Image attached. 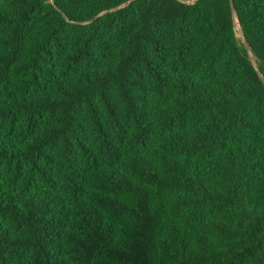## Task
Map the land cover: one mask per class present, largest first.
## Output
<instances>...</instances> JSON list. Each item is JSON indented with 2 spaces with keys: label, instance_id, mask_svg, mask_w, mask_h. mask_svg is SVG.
I'll use <instances>...</instances> for the list:
<instances>
[{
  "label": "trees",
  "instance_id": "trees-1",
  "mask_svg": "<svg viewBox=\"0 0 264 264\" xmlns=\"http://www.w3.org/2000/svg\"><path fill=\"white\" fill-rule=\"evenodd\" d=\"M128 1L0 0V264H264V0Z\"/></svg>",
  "mask_w": 264,
  "mask_h": 264
},
{
  "label": "water",
  "instance_id": "water-1",
  "mask_svg": "<svg viewBox=\"0 0 264 264\" xmlns=\"http://www.w3.org/2000/svg\"><path fill=\"white\" fill-rule=\"evenodd\" d=\"M133 1H135V0H129L125 5H128V4L132 3ZM232 7H233V10L235 11V5L233 4V2H232ZM109 12H110V11H109ZM241 34H242V37L244 38L245 48H246L247 50H249V49H250L249 44H248V42L246 41L245 36L243 35L242 32H241ZM250 59H251V61H254V58H253L251 52H250ZM261 78H262V80H263V82H264V77L261 76Z\"/></svg>",
  "mask_w": 264,
  "mask_h": 264
},
{
  "label": "rangeland",
  "instance_id": "rangeland-1",
  "mask_svg": "<svg viewBox=\"0 0 264 264\" xmlns=\"http://www.w3.org/2000/svg\"><path fill=\"white\" fill-rule=\"evenodd\" d=\"M182 1L192 2V1H194V0H182ZM239 32H240V33H239ZM236 34H237V38H238L239 42H240L241 44H244V41H243V37H242L241 31H239L238 28H236ZM252 56H253V58H254V61H256L255 56H254V55H252ZM255 65L258 66L256 63H255Z\"/></svg>",
  "mask_w": 264,
  "mask_h": 264
},
{
  "label": "bare ground",
  "instance_id": "bare-ground-1",
  "mask_svg": "<svg viewBox=\"0 0 264 264\" xmlns=\"http://www.w3.org/2000/svg\"><path fill=\"white\" fill-rule=\"evenodd\" d=\"M237 28L239 29V31H240V26L237 24ZM240 33V32H239Z\"/></svg>",
  "mask_w": 264,
  "mask_h": 264
}]
</instances>
